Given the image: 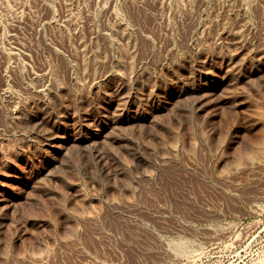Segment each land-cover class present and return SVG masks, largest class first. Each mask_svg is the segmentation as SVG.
Here are the masks:
<instances>
[{
	"label": "rangeland",
	"instance_id": "rangeland-1",
	"mask_svg": "<svg viewBox=\"0 0 264 264\" xmlns=\"http://www.w3.org/2000/svg\"><path fill=\"white\" fill-rule=\"evenodd\" d=\"M0 264H264V0H0Z\"/></svg>",
	"mask_w": 264,
	"mask_h": 264
},
{
	"label": "bare ground",
	"instance_id": "bare-ground-1",
	"mask_svg": "<svg viewBox=\"0 0 264 264\" xmlns=\"http://www.w3.org/2000/svg\"><path fill=\"white\" fill-rule=\"evenodd\" d=\"M18 1V0H17ZM21 1V0H20ZM228 2L230 3V5H233L234 3L237 2V0H228ZM15 7V6H14ZM12 10V9H11ZM15 14V13H14ZM13 14V15H14ZM17 15V14H16ZM15 50H20V46H15L13 47ZM42 74H45L44 72ZM44 85H41V87H43ZM4 97L8 100V104H9V108L11 111V116H13L14 118H18L19 117V110L17 109V105L16 102L14 101L13 96L11 95H4Z\"/></svg>",
	"mask_w": 264,
	"mask_h": 264
}]
</instances>
